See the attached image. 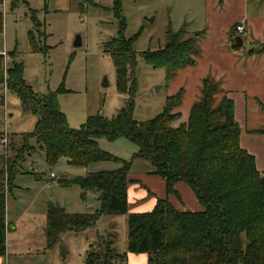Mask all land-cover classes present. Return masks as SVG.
<instances>
[{
	"label": "trees",
	"instance_id": "16d2710c",
	"mask_svg": "<svg viewBox=\"0 0 264 264\" xmlns=\"http://www.w3.org/2000/svg\"><path fill=\"white\" fill-rule=\"evenodd\" d=\"M113 9L120 28L106 42V48L116 66L118 90L129 97L112 118L90 115L80 127H70L58 102V93L66 92V88L36 93L24 78L23 63L13 61L5 66L4 54L0 53V89L8 88L16 93L22 109L37 115L34 131L22 133L25 145L19 158L6 159L0 168V256L7 252V188L20 171L25 153L35 149L30 140L37 138L50 164L62 157L79 166L101 161L121 163L114 170L89 172L59 181L64 186H80L84 200L89 191L97 193L98 209L69 214L58 205H49L51 234L82 232L95 228L103 214L128 213L127 251L119 252L118 235L113 229L97 231L85 264H123L128 261L129 253L147 254V264H264V172L259 171L255 156L241 145L242 128L235 116V101L220 81L207 75L202 80L201 96L192 105L186 122L173 125L182 117L176 109L183 104L184 88L169 95L163 110L153 118L135 119L138 59L134 44L139 33L126 36L122 0H115ZM3 24L0 11V34ZM238 25L240 22L231 28L234 37L240 34ZM30 35L34 50H41L32 32ZM187 35L186 27L177 31L169 27L162 47L143 52L148 65L166 69L167 84L179 70L197 64L194 49L200 53L198 40L206 35V30ZM255 52L264 51L261 48L248 51ZM220 93L224 94L218 99ZM3 103L4 96L0 93V104ZM261 109L264 111L263 103ZM254 132L264 134V129ZM120 138L138 147L130 160L101 145L104 142L115 148ZM136 158L152 164L151 174L164 180L167 194L179 196L177 183L188 184L203 209L179 210L168 198H158L148 211L129 212L127 192Z\"/></svg>",
	"mask_w": 264,
	"mask_h": 264
},
{
	"label": "rangeland",
	"instance_id": "374dc122",
	"mask_svg": "<svg viewBox=\"0 0 264 264\" xmlns=\"http://www.w3.org/2000/svg\"><path fill=\"white\" fill-rule=\"evenodd\" d=\"M114 2L0 0L4 22L0 53L4 54L5 66L13 61L22 62L24 78L38 94L56 91L61 86L66 88V92L58 93V102L72 128L80 127L90 115L114 117L129 97L118 90L116 66L106 48V42L116 36L120 28ZM226 3L227 0H220L219 5L216 0H122L126 36L139 33L134 44L138 59L135 119L145 121L160 113L172 89L171 82H166V69L148 65L143 52L162 47L169 27L175 31L186 27L187 36H190L208 28L214 13L230 21L237 14L233 6H226ZM245 6L247 16L264 17V0H245ZM229 27L222 24L218 33L221 37L228 36L227 48L232 49L235 37ZM30 32L41 50H34ZM242 34L245 35V44L238 50L243 52L250 44L246 34ZM78 35L82 45L76 47L74 42ZM253 47L261 48L262 44L255 42ZM200 49V53L195 52L197 60L203 59V49ZM0 93L4 96V103L0 104L1 168L6 159L14 161L21 154L25 145L22 133L34 131L37 115L23 110L18 95L8 88H1ZM183 110L186 113L185 104ZM30 144L35 149L25 153L20 171L15 173L11 187L7 188V222L12 224L6 242L11 264H85L96 232L109 229L118 235L119 252H126L128 213L103 214L95 228L82 232L49 233L52 226L49 205H58L69 214L91 212L100 207L97 193L89 191L84 200L80 186L61 185V179L114 170L121 163L101 161L79 166L62 157L50 164L38 139H31ZM101 145L127 160L138 150L126 138H120L114 144L115 148L104 142ZM133 162L132 174H151L153 166L148 160L136 158ZM123 264L136 263L127 261Z\"/></svg>",
	"mask_w": 264,
	"mask_h": 264
},
{
	"label": "crops",
	"instance_id": "0c3cea01",
	"mask_svg": "<svg viewBox=\"0 0 264 264\" xmlns=\"http://www.w3.org/2000/svg\"><path fill=\"white\" fill-rule=\"evenodd\" d=\"M220 3V0H216ZM249 3V2H248ZM233 6L236 16L230 21L221 18L214 13L210 17V26L206 30V35L198 41L199 52L203 49V59L197 60L195 66H188L178 71L176 77L171 81V94L177 93L181 88L185 89L183 104L176 109L182 113L179 120L173 122L178 126L181 122H186L189 118L192 105L201 96L202 80L207 75L213 76L220 81L227 95L235 101V116L242 128L241 145L244 149L255 156L259 171L264 172V134L254 132L264 129V111L261 103L264 104V52L249 54L248 51L255 42L264 45V17L249 15L245 0H227L226 6ZM220 10V9H219ZM217 14V16H215ZM240 22L244 26V34L250 46L243 52L236 49H228V36L218 33L219 27L225 24L226 28H231ZM243 46L245 39L243 34ZM234 42V41H233ZM228 43V44H227ZM242 46V47H243ZM224 93L217 95L218 99ZM185 104L186 113L183 110ZM131 183L128 186V203L130 212H144L153 208L158 198H168L169 201L179 210L190 209L194 211L202 210L203 207L195 196L193 190L185 182L176 185L179 196L167 194L165 182L160 176L147 174L130 175ZM7 204V201H6ZM7 219V215H6ZM9 224L7 232L11 227ZM0 256V264H11L7 254ZM129 263L147 264V254L128 255Z\"/></svg>",
	"mask_w": 264,
	"mask_h": 264
},
{
	"label": "water",
	"instance_id": "95a60500",
	"mask_svg": "<svg viewBox=\"0 0 264 264\" xmlns=\"http://www.w3.org/2000/svg\"><path fill=\"white\" fill-rule=\"evenodd\" d=\"M74 45L76 47H79L82 45V39H81V36L78 35L75 39V42H74ZM243 46V38L241 35H237L234 39V43L232 45V48L233 49H236V48H239V47H242ZM262 51H264V45H262L261 47ZM194 52H197V49H194ZM66 249L64 248V253H66Z\"/></svg>",
	"mask_w": 264,
	"mask_h": 264
},
{
	"label": "built area",
	"instance_id": "2783aa9c",
	"mask_svg": "<svg viewBox=\"0 0 264 264\" xmlns=\"http://www.w3.org/2000/svg\"><path fill=\"white\" fill-rule=\"evenodd\" d=\"M237 30L239 31V33L241 34V33H243L244 32V26L243 25H238L237 26ZM52 176H55L54 174H52Z\"/></svg>",
	"mask_w": 264,
	"mask_h": 264
}]
</instances>
